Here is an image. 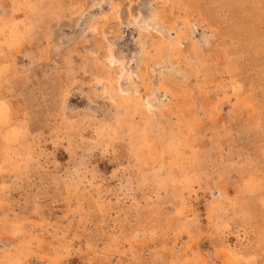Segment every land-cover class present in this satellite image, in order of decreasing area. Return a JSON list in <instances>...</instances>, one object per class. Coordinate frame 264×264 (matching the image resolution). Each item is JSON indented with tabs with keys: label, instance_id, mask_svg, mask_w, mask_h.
Listing matches in <instances>:
<instances>
[{
	"label": "rangeland",
	"instance_id": "1",
	"mask_svg": "<svg viewBox=\"0 0 264 264\" xmlns=\"http://www.w3.org/2000/svg\"><path fill=\"white\" fill-rule=\"evenodd\" d=\"M0 264H264V0H0Z\"/></svg>",
	"mask_w": 264,
	"mask_h": 264
}]
</instances>
